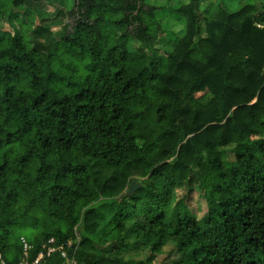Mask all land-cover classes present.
I'll use <instances>...</instances> for the list:
<instances>
[{
	"label": "clouds",
	"instance_id": "1",
	"mask_svg": "<svg viewBox=\"0 0 264 264\" xmlns=\"http://www.w3.org/2000/svg\"><path fill=\"white\" fill-rule=\"evenodd\" d=\"M260 20L264 0H0V264H228L217 188L264 177Z\"/></svg>",
	"mask_w": 264,
	"mask_h": 264
},
{
	"label": "trees",
	"instance_id": "2",
	"mask_svg": "<svg viewBox=\"0 0 264 264\" xmlns=\"http://www.w3.org/2000/svg\"><path fill=\"white\" fill-rule=\"evenodd\" d=\"M135 3L136 0H125L126 9L134 7ZM133 18H135L134 14ZM259 23L264 24V20H260ZM245 32H247V29H245ZM257 36H259V32H257ZM248 42L253 47L261 50V54L256 60L251 62L244 61L250 70V74H254L253 83H255L259 77L255 65L264 63V45H260L259 41L255 38ZM200 43L201 41L193 37L188 41V46L191 47L194 44L195 47H199ZM209 43L213 45V57H219L221 59L226 58L227 51L239 46L237 38H231L225 41L223 36L218 41H209ZM195 47H193V51H195ZM238 59L242 60L243 57L239 56ZM220 66L223 67V65ZM213 67H217V64H213ZM231 75L236 83L242 82L245 85L248 84V79H242V73L240 71L232 72ZM244 90L241 89V91ZM216 131L218 132L219 129ZM252 175L250 172H246L244 176H240L238 172L234 173L232 178L233 183H229L227 187L219 185L217 188V197L220 199L219 216L225 225H230V228H225L224 231H235L237 226H239V235L226 236L224 241H220L217 238V242L213 244V248L217 249L218 255L224 257L228 264H262V261H264V243H261L259 239L252 236L253 231L257 232V235L259 234L258 222H264V216L259 215L264 210L258 207L260 193L264 191V183H261L264 177L257 178L256 182L253 183ZM238 189L240 190L239 199H234L233 195ZM240 209H243V212L239 216L234 215ZM245 232L248 233L247 239L242 238ZM253 240L255 241L254 243L250 242ZM254 256L255 259L253 258Z\"/></svg>",
	"mask_w": 264,
	"mask_h": 264
},
{
	"label": "rangeland",
	"instance_id": "3",
	"mask_svg": "<svg viewBox=\"0 0 264 264\" xmlns=\"http://www.w3.org/2000/svg\"><path fill=\"white\" fill-rule=\"evenodd\" d=\"M11 19V18H10ZM0 30H3L2 28H0Z\"/></svg>",
	"mask_w": 264,
	"mask_h": 264
}]
</instances>
